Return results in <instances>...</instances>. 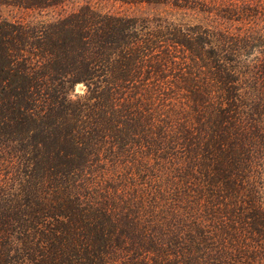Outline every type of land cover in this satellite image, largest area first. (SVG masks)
<instances>
[{"label":"trees","instance_id":"16d2710c","mask_svg":"<svg viewBox=\"0 0 264 264\" xmlns=\"http://www.w3.org/2000/svg\"><path fill=\"white\" fill-rule=\"evenodd\" d=\"M65 1H2L60 9L0 19V264H225L180 235L171 263V241L142 221V201L108 181L95 187L105 164L153 143L136 106L165 82L172 49L203 74L186 71L189 97L217 109L210 175L219 171L230 188L237 181L259 210L255 242L264 250V27H183L90 5L65 11ZM236 1L215 14L264 25V0Z\"/></svg>","mask_w":264,"mask_h":264},{"label":"rangeland","instance_id":"374dc122","mask_svg":"<svg viewBox=\"0 0 264 264\" xmlns=\"http://www.w3.org/2000/svg\"><path fill=\"white\" fill-rule=\"evenodd\" d=\"M2 1L5 0H0V19L10 21L43 19L60 9L31 10ZM229 1L66 0L63 7L70 11L90 5L116 15L231 33H241L249 26L264 27L261 18L231 20L216 15L215 9L226 7ZM236 2L239 4L242 0ZM171 55L168 76L165 82H160L159 91H153L151 99L136 106L153 143L143 145L141 140L130 149L124 163L105 164L103 178L97 177L95 187L108 181L118 189L123 188L126 197L141 200L138 205L144 211L142 221L152 222L151 227L159 228L171 241V263L180 235V242L185 241L189 246L190 242L191 245L193 241L198 242L201 255L215 253L225 264H264V250L255 242L254 232L255 223L260 219L259 210L246 205L237 181L230 188L223 184L219 171L210 175L208 165L212 161L206 150L208 144L215 145L212 138L219 121L217 109L213 103L189 97L191 94L184 88L191 87L186 71L192 69V62L183 61L182 53L175 49ZM84 92L83 85L75 86L74 93L83 95ZM213 159L221 165L219 154L215 153Z\"/></svg>","mask_w":264,"mask_h":264}]
</instances>
